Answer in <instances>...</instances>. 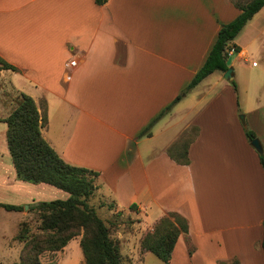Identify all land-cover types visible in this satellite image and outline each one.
<instances>
[{
	"label": "crops",
	"instance_id": "1",
	"mask_svg": "<svg viewBox=\"0 0 264 264\" xmlns=\"http://www.w3.org/2000/svg\"><path fill=\"white\" fill-rule=\"evenodd\" d=\"M239 13L228 0H0V58L17 69L1 75L7 73L15 91L38 107L45 103L43 138L64 161L99 174L101 198L118 211L133 205L150 231L167 212L187 220L193 253L181 235L169 264H264V175L237 115L222 117L216 98L200 110L194 104L178 112L192 117L176 136L189 124L197 129L188 165L166 153L175 137L157 143L184 121L173 120V108L150 137H139L188 86L221 26ZM239 48L237 57H243ZM89 82L102 92L93 103L78 93ZM258 112L261 132L253 118ZM9 114L0 106V119ZM245 115L264 151V102ZM51 131L55 138H46ZM5 133L0 122V189L23 196L16 206L61 191L15 178Z\"/></svg>",
	"mask_w": 264,
	"mask_h": 264
},
{
	"label": "trees",
	"instance_id": "2",
	"mask_svg": "<svg viewBox=\"0 0 264 264\" xmlns=\"http://www.w3.org/2000/svg\"><path fill=\"white\" fill-rule=\"evenodd\" d=\"M106 0H95L101 5ZM240 11L231 22L224 24L218 31L216 40L199 71L192 78L183 92L158 115L140 134L139 137H150L153 126L168 113L187 92L194 89L206 77L219 71L227 70L228 57L237 55L240 48L232 42L245 25L264 7V0H249L247 3L235 4ZM0 70L17 71V69L0 58ZM237 91L235 81L229 82ZM16 107L10 114L0 119L6 125L5 142L15 178L30 184H45L68 194L65 200H53L34 204L37 211V232L32 233L26 222L19 226L14 240L22 247L19 257L13 264H42L40 257L44 253L62 250L67 243L81 236L79 247L84 264H123L120 246L110 236L109 227L101 220L88 200L97 190L95 184L99 174L84 167L66 163L43 138L41 129L46 125L45 103L38 107L34 100L23 93L18 96ZM237 105L239 102L237 100ZM41 109V110H40ZM195 128V127H194ZM184 133L166 151L168 157L179 165H188V148L195 141ZM244 135L250 143L257 136L247 127ZM264 175V151L258 154ZM133 205L130 209H133ZM22 212L23 206L0 203V209ZM111 210L112 204L108 205ZM185 237L188 253L194 248L188 239L187 220L174 212L164 213L158 219L152 231L147 232L140 241V249L153 254L163 264H169L170 256L179 236ZM261 248L264 254V229ZM222 264H239L237 261Z\"/></svg>",
	"mask_w": 264,
	"mask_h": 264
},
{
	"label": "rangeland",
	"instance_id": "3",
	"mask_svg": "<svg viewBox=\"0 0 264 264\" xmlns=\"http://www.w3.org/2000/svg\"><path fill=\"white\" fill-rule=\"evenodd\" d=\"M228 1L232 4L242 5L249 0ZM232 44L242 47L246 51L243 57H237L236 54L230 56L232 59L231 66L234 69L233 81H235L237 85V91L235 92L230 84L224 83V79V81H222V79L219 80L221 75L220 72L212 73L198 84V86L187 92L185 98L182 97L178 102L180 105L177 109H175V107L178 103L173 107V112L171 113L173 120H179L178 118L184 116V121L182 124L170 129L166 138L161 135L158 136L157 143L163 144L168 138L173 139V137H175L173 140V143H175L184 133L189 137L194 136L196 130L191 124L186 126L176 136V133L187 122V118L189 119L192 117V112L189 114H178V112L181 111L183 107L188 109L194 104H197L195 109L200 110L214 98L222 102L221 107L224 106V109H221L222 117L228 118L230 115L234 117L237 115V119L241 126L243 125L245 127V124L247 125L245 114L251 110L258 109L264 102V7L245 25ZM1 71L2 70H0V106L6 109L7 113H10L16 107L17 103L15 104V102H17L20 93L15 91L18 87L9 80L7 73L1 75ZM89 83L90 84L84 88L82 92L79 91L78 93L84 101L93 103L95 99H100L102 92L100 88L98 89L96 86L93 87L92 82ZM207 85H212V87L207 90L209 87ZM225 86H230L229 88L232 91L226 89L224 91ZM184 90H182L179 95L182 96ZM229 100L233 101V103H230ZM236 100L239 102L238 106L234 103ZM1 113L4 114L3 111H1ZM240 116L244 117V124L241 123ZM253 118L256 121V129L258 132H261L260 113H256ZM58 120L59 112H54L50 118V122L55 126L58 125ZM247 127L249 128L250 126L247 125ZM57 128L55 129L57 130ZM55 136L53 131L48 135L45 134V137L48 139L55 138ZM89 144L93 145L94 142H89ZM7 156L10 161L9 155ZM69 157L70 159L73 158L74 161H77L75 158H78V156ZM69 164L73 165L72 163ZM74 165L78 166L77 164ZM98 180L99 178L95 181L96 185L101 183L100 181L98 182ZM28 186L37 188L42 185L28 184ZM49 188L56 190L52 187ZM56 192L57 193L52 196H47L46 198L39 197L35 203L27 202V204H20L23 206V211L21 213L6 211L2 208L0 209V264H13L18 260L22 244L14 240V237L18 233L20 224L26 222L32 233L37 232L38 214L37 211L32 208L34 204L39 202L65 199V193L58 190H56ZM106 193H108L107 190ZM28 194L32 195V191L28 190ZM25 199L27 200V198ZM21 200H24L23 196H20L18 193L0 189V203L18 205ZM111 200L113 201V198H111ZM88 204L94 208L97 216L109 227L111 238L118 241L123 264H163L153 254L144 252L138 248V244L140 247L141 239L147 232H150V230L147 221L141 214H138L136 208L127 210V208L120 205L119 209L121 211H118L112 204L113 208L110 210L108 208L110 202L101 198L98 190H96L94 195L88 200ZM25 206L27 207L25 208ZM80 238L81 236L73 238L58 252L44 253L40 257L42 264H84L82 252L79 247Z\"/></svg>",
	"mask_w": 264,
	"mask_h": 264
},
{
	"label": "water",
	"instance_id": "4",
	"mask_svg": "<svg viewBox=\"0 0 264 264\" xmlns=\"http://www.w3.org/2000/svg\"><path fill=\"white\" fill-rule=\"evenodd\" d=\"M231 62H232V59L231 57H228L227 61H226V66H227V70L223 73V79L226 81V82H231L234 80V69L233 67L231 66ZM240 120H241V123L244 124V117L243 116H240L239 117ZM250 146L258 153V154H262L263 153V147H262V144L260 142L259 139H254L250 142ZM27 206H25L26 208Z\"/></svg>",
	"mask_w": 264,
	"mask_h": 264
},
{
	"label": "built area",
	"instance_id": "5",
	"mask_svg": "<svg viewBox=\"0 0 264 264\" xmlns=\"http://www.w3.org/2000/svg\"><path fill=\"white\" fill-rule=\"evenodd\" d=\"M69 65H70V66H75V61H71V62L69 63Z\"/></svg>",
	"mask_w": 264,
	"mask_h": 264
}]
</instances>
